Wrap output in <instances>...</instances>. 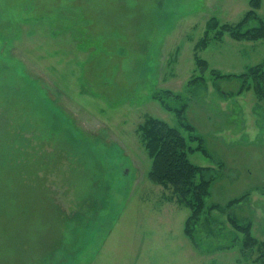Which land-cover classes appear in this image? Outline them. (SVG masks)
I'll use <instances>...</instances> for the list:
<instances>
[{
    "label": "rangeland",
    "instance_id": "374dc122",
    "mask_svg": "<svg viewBox=\"0 0 264 264\" xmlns=\"http://www.w3.org/2000/svg\"><path fill=\"white\" fill-rule=\"evenodd\" d=\"M250 1L0 0V264H264V99L237 78L264 39L208 26ZM178 109L212 178L192 238L137 136Z\"/></svg>",
    "mask_w": 264,
    "mask_h": 264
},
{
    "label": "trees",
    "instance_id": "16d2710c",
    "mask_svg": "<svg viewBox=\"0 0 264 264\" xmlns=\"http://www.w3.org/2000/svg\"><path fill=\"white\" fill-rule=\"evenodd\" d=\"M259 5V0H251V10L235 25L220 24L216 19H212L208 25L209 30H216V36L219 38L227 33L235 41L254 42L264 39V22L256 27L246 28L251 19H256L255 10ZM196 62L200 65L205 64L200 61ZM237 78L246 83L244 89L249 90L252 87L256 95L264 99V62L250 67L246 73ZM249 80L252 81L253 86ZM164 107L169 110L166 104ZM175 112L180 129L148 116L138 125L137 136L151 159V167L147 174L148 180L164 188H171L175 201L190 210L184 232L186 236L192 238L193 226L202 217L205 198L210 193L212 178L209 176V168L190 162L189 153L201 151L207 155V152L203 149L200 138L197 136L187 138L183 134L181 129L193 133L194 128L185 122L182 109L175 110ZM195 142L196 145L192 146ZM214 208H217V205L210 207V209ZM231 224L244 234L243 250L251 248L255 242L250 234V225H239L232 218Z\"/></svg>",
    "mask_w": 264,
    "mask_h": 264
}]
</instances>
